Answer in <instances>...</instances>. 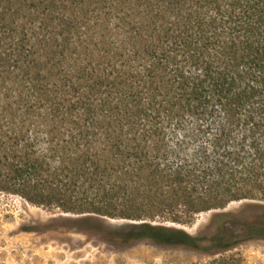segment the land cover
<instances>
[{
  "label": "trees",
  "instance_id": "1",
  "mask_svg": "<svg viewBox=\"0 0 264 264\" xmlns=\"http://www.w3.org/2000/svg\"><path fill=\"white\" fill-rule=\"evenodd\" d=\"M0 193L57 213L48 231L215 257L159 264H244L225 254L264 241V0H0Z\"/></svg>",
  "mask_w": 264,
  "mask_h": 264
},
{
  "label": "rangeland",
  "instance_id": "2",
  "mask_svg": "<svg viewBox=\"0 0 264 264\" xmlns=\"http://www.w3.org/2000/svg\"><path fill=\"white\" fill-rule=\"evenodd\" d=\"M244 203L247 202H233L216 212L200 213L192 224L180 227L196 234L213 214L236 212ZM56 217L57 213L0 193V264L206 263L215 258L195 252L159 249L145 242L120 249L63 228L53 231L43 228L42 225ZM262 218L260 216L259 220ZM112 221L115 226L121 222ZM225 255H239L244 264H264V241H244Z\"/></svg>",
  "mask_w": 264,
  "mask_h": 264
},
{
  "label": "water",
  "instance_id": "3",
  "mask_svg": "<svg viewBox=\"0 0 264 264\" xmlns=\"http://www.w3.org/2000/svg\"><path fill=\"white\" fill-rule=\"evenodd\" d=\"M245 202H246V201H245ZM215 212H216V211H215ZM109 222H110V224H111L113 227H120V226H123L125 223H134V222H129V221H128V222H127V221H121L118 225L115 226V225L112 224V222H113L112 220H109Z\"/></svg>",
  "mask_w": 264,
  "mask_h": 264
},
{
  "label": "bare ground",
  "instance_id": "4",
  "mask_svg": "<svg viewBox=\"0 0 264 264\" xmlns=\"http://www.w3.org/2000/svg\"><path fill=\"white\" fill-rule=\"evenodd\" d=\"M186 231V230H185Z\"/></svg>",
  "mask_w": 264,
  "mask_h": 264
}]
</instances>
